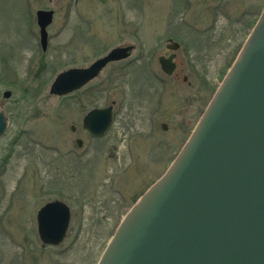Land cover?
Instances as JSON below:
<instances>
[{
    "label": "rangeland",
    "instance_id": "374dc122",
    "mask_svg": "<svg viewBox=\"0 0 264 264\" xmlns=\"http://www.w3.org/2000/svg\"><path fill=\"white\" fill-rule=\"evenodd\" d=\"M263 9L264 0H0V109L9 120L0 264H97L126 210L183 147ZM38 10L54 13L46 50ZM117 46H131L129 58L69 96L50 92L60 72ZM162 54L174 55L172 74ZM112 103L111 128L91 137L85 114ZM55 199L71 208L69 229L60 245L43 246L37 213Z\"/></svg>",
    "mask_w": 264,
    "mask_h": 264
},
{
    "label": "water",
    "instance_id": "95a60500",
    "mask_svg": "<svg viewBox=\"0 0 264 264\" xmlns=\"http://www.w3.org/2000/svg\"><path fill=\"white\" fill-rule=\"evenodd\" d=\"M52 19V10L38 11L44 47ZM131 50L118 46L61 72L51 93L82 87ZM171 60L161 57L168 73ZM112 119V107L96 108L84 126L103 135ZM7 126L0 110V135ZM70 214L60 200L39 210L45 244L63 241ZM98 264H264V12L182 152L126 215Z\"/></svg>",
    "mask_w": 264,
    "mask_h": 264
}]
</instances>
